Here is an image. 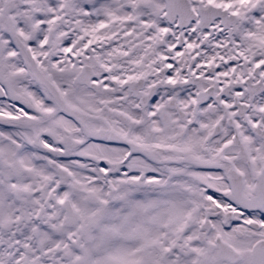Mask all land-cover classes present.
<instances>
[{"label":"snow or ice","instance_id":"6c2138e0","mask_svg":"<svg viewBox=\"0 0 264 264\" xmlns=\"http://www.w3.org/2000/svg\"><path fill=\"white\" fill-rule=\"evenodd\" d=\"M0 264H264V0H0Z\"/></svg>","mask_w":264,"mask_h":264}]
</instances>
